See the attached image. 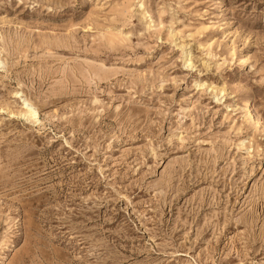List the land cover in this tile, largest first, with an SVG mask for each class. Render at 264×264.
<instances>
[{"label": "rangeland", "instance_id": "obj_1", "mask_svg": "<svg viewBox=\"0 0 264 264\" xmlns=\"http://www.w3.org/2000/svg\"><path fill=\"white\" fill-rule=\"evenodd\" d=\"M0 264H264V0H0Z\"/></svg>", "mask_w": 264, "mask_h": 264}, {"label": "bare ground", "instance_id": "obj_2", "mask_svg": "<svg viewBox=\"0 0 264 264\" xmlns=\"http://www.w3.org/2000/svg\"><path fill=\"white\" fill-rule=\"evenodd\" d=\"M26 105L27 106H30V104L29 103H26ZM25 106V105H24ZM27 108H29V107H27ZM32 108V107H31ZM30 109V108H29ZM32 111H24V115H26V114H30L31 116H36V114H37V112L36 111H34L33 109H31ZM23 114V113H22Z\"/></svg>", "mask_w": 264, "mask_h": 264}]
</instances>
